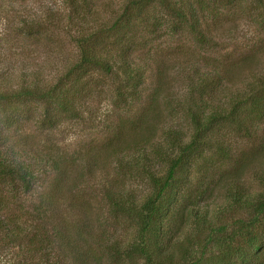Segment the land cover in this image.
Listing matches in <instances>:
<instances>
[{
	"label": "trees",
	"instance_id": "obj_1",
	"mask_svg": "<svg viewBox=\"0 0 264 264\" xmlns=\"http://www.w3.org/2000/svg\"><path fill=\"white\" fill-rule=\"evenodd\" d=\"M212 1L123 0L117 11L110 12L101 6L91 11L87 0H64L69 13L65 16L66 26L80 33L75 40L77 53L73 61L52 82L38 78L36 71L15 84H2L0 80V126L18 122L21 110L13 109L29 101L42 105L44 128L57 127L62 115L79 119L84 100L94 96L93 86H99L95 71L108 76L111 93L126 102L138 95L145 73L153 68L150 109L154 113L162 93L170 91L166 81L170 69L164 70L150 53L133 56L137 42L143 41L140 25H156L159 8L160 22L167 21L172 33L183 25L194 46L203 47L212 40L206 20H218ZM254 1L262 5L258 17L263 24L264 1ZM103 13L110 19L103 22ZM56 16V12H49L43 18L23 20L18 32L31 37L34 27L36 32L46 33L48 26L58 23ZM201 53L179 62L180 71H176L182 74L178 104L189 123L190 134L187 136L172 125L163 128V141L159 144L149 135L136 146V154L126 167H133L144 176L149 190L142 199L119 184L103 191L109 212L124 217L134 227L132 238L126 243L108 235L106 241L99 237L84 249L79 245L81 240L69 235L68 225L50 224V232L45 231L51 200L57 199L66 181L74 179L73 173L80 180L82 170L87 169L88 163L82 157H68L55 144L45 155L32 154L29 158L26 134L18 136L22 142L15 145L17 151L0 148V186L7 194L17 189L30 192L36 186L41 190L44 177L55 175L50 191L30 212L39 221L34 225L38 226L36 236L43 239L36 241L38 247L34 251L38 259L45 257L43 263L264 264V71L254 74L251 58L219 61ZM244 74L251 79L245 81ZM151 111L146 107L134 120L149 123ZM157 117L155 113L154 118ZM154 123L149 126L152 134L157 128ZM225 128L239 136L248 150H233L222 133ZM120 151L115 148L112 154ZM209 151L229 167L220 169L215 161L207 160ZM35 158L40 159L38 165ZM120 160H116L118 164ZM246 177L255 183L256 190L247 185ZM5 210L7 206L0 200V213L5 214ZM12 226L17 230V225ZM75 235L81 238L80 231Z\"/></svg>",
	"mask_w": 264,
	"mask_h": 264
},
{
	"label": "rangeland",
	"instance_id": "obj_2",
	"mask_svg": "<svg viewBox=\"0 0 264 264\" xmlns=\"http://www.w3.org/2000/svg\"><path fill=\"white\" fill-rule=\"evenodd\" d=\"M122 1L87 0V3L91 11H97L101 6L108 9L105 11L115 12ZM212 3L214 11L218 13V20L217 23H210V19L206 20L212 40H207V45L203 47L194 46L195 42L183 25H178L177 32L172 33L168 29L167 21L160 22L162 12L159 8L158 14L155 15L158 20L156 25L152 24L153 22L140 25L142 28L139 29V35L142 34L143 41L137 42L133 56L138 58L142 53H150L157 63H161L164 70L170 69L166 74L170 91L162 93L154 113L150 109L155 81L153 68L145 73L138 95L132 100L127 99L126 102L119 101L111 93L112 82L108 76L95 71L94 76L99 79V86H93L94 96L84 100L86 102L81 108L83 114L79 119L62 115L58 118L57 127L44 128L41 126L42 105L36 101H29L13 109L21 110L19 112L21 119L18 122H13L7 127L0 126L1 149L17 151L15 145L22 142L18 141V136L26 134L28 135L26 142L31 151L29 158L32 154L43 156L49 148L57 144L62 154L68 157L78 154V157H82L88 163L87 169L82 170V178L77 179L73 173L74 179L66 181L57 199L51 200L52 205L49 208L51 212L46 215L49 221L46 223L45 231L50 232L53 224L61 227L68 225L69 235L75 240H81L79 245L84 249L88 248V245L92 246L99 237L105 241L109 236L125 243L130 241L134 227L129 220L109 212L103 191L111 185L119 184L132 191L137 199H142L149 190L148 184L135 168L126 167L131 157L136 154L133 153L136 146L141 145L149 135L154 137V143L159 144L163 141L161 135L165 131L163 128L172 125L178 126L187 136L190 134L189 123L184 117L182 106L178 104L182 82L179 76L181 73L176 72L180 71L177 64L184 60L188 61L189 56L193 59L194 54L202 52L201 54L219 61L251 58L253 73L257 75L264 71V22L262 24L261 18L258 17L260 9H263L262 5L254 0H213ZM49 12L57 13L54 20L58 23L53 24L54 27L48 26V32H36L33 27L31 37L19 34L23 20L43 18L45 13ZM67 15L69 13L64 0H0L2 84H15L20 78H26L34 71L38 78L52 82V79L62 73L64 67L73 61L77 53L75 40L80 37L79 32L70 30V25L66 26ZM102 17L103 22L107 18L110 19L108 14L103 13ZM245 76L246 74L243 76L245 81L251 79ZM146 107L153 114L148 112L147 121L150 122L135 121L134 116ZM155 113L159 118H154ZM152 118L154 121L151 122ZM156 121L158 123H154ZM153 123L157 126L154 134L149 131V126ZM222 133L226 141L232 144L233 150L243 148L248 150L244 141L228 128ZM115 148L121 151L114 156L112 153ZM205 157L211 162L215 161L216 167L220 169L229 167L225 162L220 163L214 152H207ZM120 158L121 164H118L116 160ZM34 160L37 165L40 163V159ZM54 176L49 174L44 177L41 184L44 186L41 190L45 189L43 192L36 186L30 192L17 189L7 194L0 186L2 193L0 200L7 206L5 214L0 213V264H45L43 263L45 257L38 259V254L34 251L38 247L36 241L43 238L36 236L38 226L34 225L39 221L30 212L31 208L42 201L50 191L49 184L52 183ZM245 180L251 189L256 190V185L250 177H246ZM71 194L74 196L71 197ZM13 220L17 223L12 224ZM12 225H17V230ZM82 228L83 230H79ZM78 231L81 238L75 235ZM11 234L17 237L11 238Z\"/></svg>",
	"mask_w": 264,
	"mask_h": 264
}]
</instances>
